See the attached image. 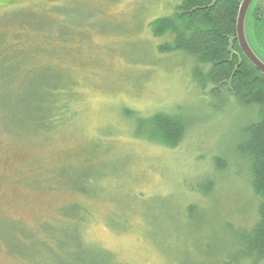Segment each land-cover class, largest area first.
Returning a JSON list of instances; mask_svg holds the SVG:
<instances>
[{"label":"rangeland","instance_id":"rangeland-1","mask_svg":"<svg viewBox=\"0 0 264 264\" xmlns=\"http://www.w3.org/2000/svg\"><path fill=\"white\" fill-rule=\"evenodd\" d=\"M16 2L0 7V35L13 12L51 15L57 3L66 18L37 24L47 43L29 35L28 80L1 74L0 124L16 135L0 132V264H48L61 243L117 264H252L236 259L237 237L258 224L261 200L237 148L259 115L200 87L183 52H160L170 37L150 24L182 0ZM254 3L253 19L264 0ZM247 29L264 61V15ZM160 113L185 125L175 148L136 136Z\"/></svg>","mask_w":264,"mask_h":264},{"label":"trees","instance_id":"trees-1","mask_svg":"<svg viewBox=\"0 0 264 264\" xmlns=\"http://www.w3.org/2000/svg\"><path fill=\"white\" fill-rule=\"evenodd\" d=\"M241 2L242 0H182L171 17L156 19L150 24V28L156 37H170V41L159 47L160 52H183L195 61L193 76L200 87L211 88L212 93L219 95L226 92L241 105L257 109L259 119L245 128V140L237 150L240 155L248 158L252 189L261 200L258 213L260 218L251 231L237 237L241 247L236 258L238 261H241V258L243 261L257 264L256 256L259 258V255H264V76L245 59L236 40V20ZM16 3V0H0V7L10 8ZM59 5L56 3L52 6L51 15L37 12V17L34 18L33 9L29 8L30 10L13 12L9 21L6 20V31L0 35L1 83L4 79L1 74L4 73L7 79L14 81L13 85L18 80L27 78V72L32 70L31 60L34 58L33 50L28 47L27 41L32 35L36 43H47L52 37L51 30H38L37 24L42 26L43 22H47L57 30L63 29L66 12L63 6ZM263 15L264 9H258L250 28L256 26ZM9 29L17 30L10 32ZM9 40L13 42L12 45L7 44ZM60 40L62 38L58 35L56 41L63 42ZM22 61L25 62L19 65ZM55 94L57 95L50 97L52 101L49 103L62 105L63 97ZM137 127L136 136L146 134L145 138L150 141L170 148L177 147L185 134V125L180 119L163 113L139 119ZM0 132L15 134L5 132L1 124ZM217 163L218 169L224 170L225 165L220 160ZM213 189L214 183L210 182L207 188L201 187L200 191L207 195ZM63 246L61 243L59 253L53 254L51 263L48 264H117L103 256L100 251L90 252L89 255L80 252V248L69 250ZM38 263L42 264L41 261Z\"/></svg>","mask_w":264,"mask_h":264},{"label":"water","instance_id":"water-1","mask_svg":"<svg viewBox=\"0 0 264 264\" xmlns=\"http://www.w3.org/2000/svg\"><path fill=\"white\" fill-rule=\"evenodd\" d=\"M254 0H242L236 20V40L245 59L264 76V61L255 53L249 43L246 32V21Z\"/></svg>","mask_w":264,"mask_h":264},{"label":"flooded vegetation","instance_id":"flooded-vegetation-1","mask_svg":"<svg viewBox=\"0 0 264 264\" xmlns=\"http://www.w3.org/2000/svg\"><path fill=\"white\" fill-rule=\"evenodd\" d=\"M255 1V0H254ZM259 2V1H258ZM258 2H256V5L258 4ZM254 3V2H253ZM255 6V3L251 5V8L249 10V13H248V17H247V21H246V31H248V26L251 27V21L254 20L252 18V15H253V12L255 11V9L253 10V7ZM255 8V7H254ZM253 11V12H252ZM251 45V44H250ZM256 53V52H255ZM257 54V53H256Z\"/></svg>","mask_w":264,"mask_h":264}]
</instances>
